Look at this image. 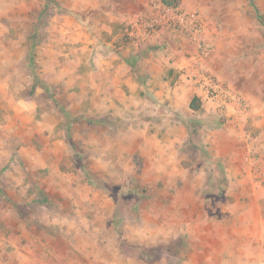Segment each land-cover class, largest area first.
Segmentation results:
<instances>
[{"label": "rangeland", "instance_id": "rangeland-1", "mask_svg": "<svg viewBox=\"0 0 264 264\" xmlns=\"http://www.w3.org/2000/svg\"><path fill=\"white\" fill-rule=\"evenodd\" d=\"M104 1L113 11L120 0H0V264H181V229L208 221L205 213L217 217L226 196L264 221V0H181V11L196 12L203 26L185 78L204 92L212 79L238 116L228 119L222 97L216 112L187 124L185 163L201 168L188 176L203 183L195 219L171 196L176 186L166 198V186L154 185L158 175L179 179L181 171L154 175L144 149L124 148L129 129L148 123L130 112L121 120L95 114L84 98L105 50L92 23L104 16ZM67 70L75 80L69 90ZM160 111L146 112L156 119ZM227 119L244 127L232 172L209 156L207 143ZM157 126L168 129L153 121L150 133ZM245 252L260 255L253 245ZM260 258L254 264H264Z\"/></svg>", "mask_w": 264, "mask_h": 264}, {"label": "crops", "instance_id": "crops-1", "mask_svg": "<svg viewBox=\"0 0 264 264\" xmlns=\"http://www.w3.org/2000/svg\"><path fill=\"white\" fill-rule=\"evenodd\" d=\"M151 1L153 0H120L115 3L116 6L113 5V11L109 10L112 3L104 1L101 5L103 9H100L99 13L104 12V16L99 15L98 20L92 23L103 39L105 50L104 54L100 53L95 57L96 69L90 72L91 77L86 81L84 98L87 96V100H90L89 105L95 110V114L102 115L112 111L119 114L117 120H121L123 113L130 112L133 121L148 123L141 129H129L128 142L125 141L124 148L131 154L138 149H144L147 155H141L147 157V161L151 159L152 163L148 168L154 175V171L158 170H180L179 179H167L164 175H158L159 177L154 178L156 181L153 179L154 185L166 186L162 189V196L166 198L169 197L167 195L170 193V185L176 186L177 195L171 196L177 197L181 210H187L189 216L192 215L195 219L197 212L193 208V200L201 196L197 195L196 191L199 192L198 188L203 183L201 178H189L188 173L191 168H201L185 163L187 150H183L182 146L189 136L187 124L194 122L196 118H202L206 111L216 112L217 105L209 98L207 92L203 91L202 86L185 78L190 69H193L197 58L198 49L195 44L181 40L169 30L149 41L129 35L124 30L132 15L143 13L148 9L145 6H149ZM128 15L131 16L129 19ZM82 24L86 26L89 22L83 21ZM89 47L86 50H89ZM67 78L71 80L67 89L73 88L75 80L71 71L67 70ZM61 80L67 83L64 79ZM194 98L198 99V108L193 110L191 103ZM146 106L162 109L161 114L157 113L159 117L154 119L152 115V119L149 118L151 113L147 114ZM232 106V103L227 106L226 114L228 119H237ZM228 119L220 128L209 132L207 143L210 144L209 156L223 163L227 172H232L231 165L238 153L234 145L243 138L244 127L242 124L239 127L237 120ZM160 120L167 122L166 132H161L157 126L156 134L150 133L151 123ZM139 136L144 137L145 143L139 141L142 139ZM161 138L166 142H162ZM224 176L233 184L229 173ZM210 183L211 178H208L207 184ZM225 198V208L214 211L217 217L208 212L205 213L208 221L194 220L192 225L181 229V264H254L257 259L262 260L260 256L264 259V221L261 215L262 225H259L261 222L257 212L235 209L227 203L228 196ZM211 219L213 220L210 221ZM251 245L255 252L260 251L256 258L249 252L242 254ZM35 261L33 260L34 263Z\"/></svg>", "mask_w": 264, "mask_h": 264}, {"label": "built area", "instance_id": "built-area-1", "mask_svg": "<svg viewBox=\"0 0 264 264\" xmlns=\"http://www.w3.org/2000/svg\"><path fill=\"white\" fill-rule=\"evenodd\" d=\"M149 8V10L130 19L126 28L129 35H135L143 41H149L169 30L182 40H187L195 45L200 44L203 26L196 12H184L180 8H170L162 3ZM205 81V89L210 99L220 102L222 97H224L225 102L222 101V105L223 108H226L230 93L224 92L223 89L221 90L212 79Z\"/></svg>", "mask_w": 264, "mask_h": 264}, {"label": "trees", "instance_id": "trees-1", "mask_svg": "<svg viewBox=\"0 0 264 264\" xmlns=\"http://www.w3.org/2000/svg\"><path fill=\"white\" fill-rule=\"evenodd\" d=\"M161 3L167 7L177 9L180 7L181 0H161ZM197 100H198L197 98H194L191 103V108L193 110L198 108Z\"/></svg>", "mask_w": 264, "mask_h": 264}]
</instances>
